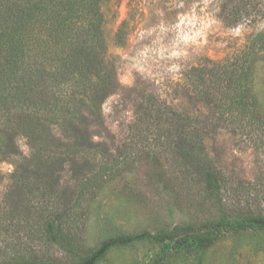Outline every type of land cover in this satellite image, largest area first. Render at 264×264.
I'll list each match as a JSON object with an SVG mask.
<instances>
[{"label":"rangeland","instance_id":"374dc122","mask_svg":"<svg viewBox=\"0 0 264 264\" xmlns=\"http://www.w3.org/2000/svg\"><path fill=\"white\" fill-rule=\"evenodd\" d=\"M102 10L109 60L121 89L102 103L103 126L94 127L101 134L94 138L97 152L91 157L97 162L77 159L80 164L71 166L72 159H65L64 168L49 176L50 183L33 179V186L20 184L15 197L21 203L9 202L14 165L0 163V264L19 254L34 261L73 264L63 250L38 241L40 236L21 225L15 228L26 201L32 213L49 215L52 204L44 195L51 186L59 194L57 202L75 206L65 227L83 252L119 234L201 225L218 214L216 197L179 170L185 158L176 157L158 140L131 136L136 108L152 102L187 112L197 126L203 125L199 129L207 134L208 158L225 174L227 188L252 191L226 198L245 206L257 202L252 207L264 210L262 122L229 118V111L210 113L198 103L193 77L203 64L214 70L252 64L250 104L264 114V0H105ZM19 142L28 154L26 140ZM98 164L109 173L94 187L88 167L93 170ZM160 254L159 246L138 243L111 249L98 264H154ZM167 264H264V232L230 234L204 252L174 256Z\"/></svg>","mask_w":264,"mask_h":264},{"label":"trees","instance_id":"16d2710c","mask_svg":"<svg viewBox=\"0 0 264 264\" xmlns=\"http://www.w3.org/2000/svg\"><path fill=\"white\" fill-rule=\"evenodd\" d=\"M104 1L0 0V163L14 165L11 203H21L15 197L20 184L33 186V179L50 183L49 176L55 169L64 168L65 159H72L71 166L80 164L77 159L97 162L91 157L97 152L94 138L101 134L94 127L103 126L102 103L121 89L109 60ZM252 66L217 71L207 64L195 68L198 103L210 113L229 111V118L243 116L264 126V114L250 104L254 101L250 96L252 85L248 83ZM152 103L136 108L131 136L140 141L158 140L168 145V151L175 156L186 159L179 169L182 175L191 182L199 181L208 188L207 193L216 197L218 214L213 219L201 225L119 234L83 252L65 227L75 206H67L66 200L57 202L59 194L51 186L52 190L45 188L44 195V200L52 204L49 215L42 218V214L32 213L26 201L15 228L21 225L26 232L40 236L38 241L63 250L73 264H98L111 249L138 243L159 246L161 254L154 264H167L174 256L204 252L230 234L264 232V210L252 207L257 202L245 206L232 204L226 198L229 194L242 196L244 191L250 195L252 191L227 188L225 174L208 158L207 134L199 129L203 125L197 126L187 112ZM202 107L199 109L204 114ZM219 119L221 116L214 123ZM210 127L215 129L217 125ZM20 139L26 140L28 154L23 152ZM88 169L89 184L95 187L106 181L108 167L98 164ZM37 219L41 220L32 224ZM8 264L55 263L19 254Z\"/></svg>","mask_w":264,"mask_h":264}]
</instances>
